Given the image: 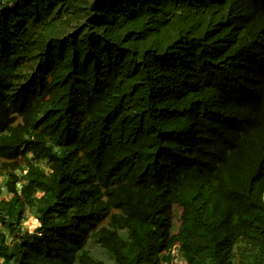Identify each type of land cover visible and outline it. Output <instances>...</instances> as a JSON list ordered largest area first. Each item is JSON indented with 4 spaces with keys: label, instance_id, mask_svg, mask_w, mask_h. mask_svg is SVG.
I'll list each match as a JSON object with an SVG mask.
<instances>
[{
    "label": "trees",
    "instance_id": "trees-1",
    "mask_svg": "<svg viewBox=\"0 0 264 264\" xmlns=\"http://www.w3.org/2000/svg\"><path fill=\"white\" fill-rule=\"evenodd\" d=\"M0 178V264H264V0H0Z\"/></svg>",
    "mask_w": 264,
    "mask_h": 264
},
{
    "label": "rangeland",
    "instance_id": "rangeland-1",
    "mask_svg": "<svg viewBox=\"0 0 264 264\" xmlns=\"http://www.w3.org/2000/svg\"><path fill=\"white\" fill-rule=\"evenodd\" d=\"M3 182H4L3 178H0V190H1L0 197L6 196V193L3 189ZM175 214H176V217L173 219L174 228H173V232L171 233V236L173 237V239L175 238L174 236L177 232V227L179 225V219L178 218L181 214V207H179V206L175 207ZM37 218H38L37 216L34 217L32 215H27V218L22 223V232L27 233V234H31L35 230V228L38 226ZM174 242L176 243V240ZM88 250L90 251V253L95 255L97 258L103 260L105 262V264H113L112 261L110 260V258L108 257L109 255L104 253L92 241L88 242ZM175 264H184V262H182L179 259Z\"/></svg>",
    "mask_w": 264,
    "mask_h": 264
},
{
    "label": "built area",
    "instance_id": "built-area-1",
    "mask_svg": "<svg viewBox=\"0 0 264 264\" xmlns=\"http://www.w3.org/2000/svg\"><path fill=\"white\" fill-rule=\"evenodd\" d=\"M173 252H174L175 256H174L173 261L171 262V264H175L179 260V257L177 256L176 251L174 250Z\"/></svg>",
    "mask_w": 264,
    "mask_h": 264
}]
</instances>
